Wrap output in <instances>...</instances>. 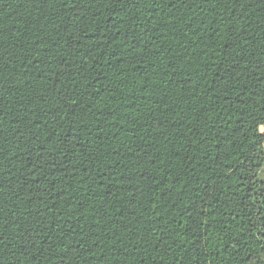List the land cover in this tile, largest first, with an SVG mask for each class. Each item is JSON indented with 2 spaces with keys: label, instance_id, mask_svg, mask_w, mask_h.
<instances>
[{
  "label": "trees",
  "instance_id": "trees-1",
  "mask_svg": "<svg viewBox=\"0 0 264 264\" xmlns=\"http://www.w3.org/2000/svg\"><path fill=\"white\" fill-rule=\"evenodd\" d=\"M264 0H0V264H264Z\"/></svg>",
  "mask_w": 264,
  "mask_h": 264
},
{
  "label": "rangeland",
  "instance_id": "rangeland-1",
  "mask_svg": "<svg viewBox=\"0 0 264 264\" xmlns=\"http://www.w3.org/2000/svg\"><path fill=\"white\" fill-rule=\"evenodd\" d=\"M261 132H264V129H261Z\"/></svg>",
  "mask_w": 264,
  "mask_h": 264
}]
</instances>
